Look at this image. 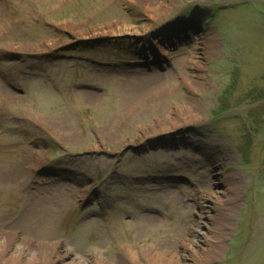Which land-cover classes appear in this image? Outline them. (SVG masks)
<instances>
[{"label":"rangeland","instance_id":"rangeland-1","mask_svg":"<svg viewBox=\"0 0 264 264\" xmlns=\"http://www.w3.org/2000/svg\"><path fill=\"white\" fill-rule=\"evenodd\" d=\"M142 30L168 53L143 50ZM0 72V226L20 225L23 203L55 207L30 250L264 264V0H0ZM29 149L44 161L25 173Z\"/></svg>","mask_w":264,"mask_h":264},{"label":"bare ground","instance_id":"bare-ground-1","mask_svg":"<svg viewBox=\"0 0 264 264\" xmlns=\"http://www.w3.org/2000/svg\"><path fill=\"white\" fill-rule=\"evenodd\" d=\"M144 4H145L146 9H149V10L155 9V6L152 5V3H144ZM165 10H166V8L162 7L160 9L161 12L160 13L157 12V14L162 16V14H164ZM115 24L117 25V24H121V23L118 21L110 22V23L103 26L105 28V30H102V31L103 32L112 31L113 27L116 26ZM119 26L123 27L120 29H126L124 25H119ZM104 28L100 27V29H104ZM133 28H134L133 26H127V29L130 31ZM141 33H142L141 35H143L142 38L145 42V45L143 46V50L148 48L149 45H147V43H148V41H151V42L157 43L156 48H158V50L160 51L161 54H165L167 52V50L165 49L166 42L162 38V35H159L157 33H153V34L145 33L144 30H142ZM131 34H132V32H131ZM176 37L175 36L172 37L173 42H176V39H175ZM158 41H162L163 45L159 44ZM203 44L206 45L208 43H207V41L204 40ZM204 54L205 53H203V55ZM145 56L147 57V54ZM150 56H151V54H149V57ZM137 80H139V79L129 80V81L125 82L123 87H126V86L130 87L131 86V88L135 89L136 85H138V83L136 82ZM148 91L154 92V94H157V92L161 91V94H163V92L165 91V87H163L162 85L157 86L155 88L150 87V88H148ZM137 94L139 95L141 100L145 99V96L142 97L141 93L140 94L137 93ZM146 97H148V96H146ZM187 110H189V109L187 108ZM185 116L191 118L188 111H187V113L185 112ZM25 154H26L25 156L20 157L25 162L24 165H27L26 170H24V171H25V173L28 171L33 172L35 170L34 166H36V165L31 167L32 165L29 164V160H31V162H32V158L36 159L35 156L38 154V151H35L34 149H29ZM34 154H36V155L34 156ZM17 156H20V154L18 153ZM37 156L39 158V162L44 161V159H42V157H41L42 156L41 154H39ZM1 166H2V168H5V169L7 168V164L1 165ZM0 181H2L1 178H0ZM11 182H14L18 185H20V184L24 185L25 179H23V177L17 178L14 181L12 180ZM2 183H4V182H2ZM21 201H24V200L22 199ZM11 202L15 203L16 200L15 199H9L7 201V204L5 205L6 209L4 211H6L7 209H11L9 214L14 215V213H18L19 211L16 212L15 210H12L13 205L10 204ZM46 202L48 203V205H47V203H45L44 199L42 200V203L40 200H37L34 202H28L27 205H25V203H23V206L20 209L21 211L19 213H22V211H25V213L21 219L22 223L20 222V225L23 227L22 229L25 230L24 232L26 233V236H24V237L21 236L20 239L15 240V238H17V234H16L14 228L18 227L20 225H13L12 228H11V226L7 227V223H8V221H7L4 224V227L0 226V264H53L54 261H52L50 256H40V255L36 254V252L34 250H33L34 252L32 250H30L32 247V244H35V246H37V245L41 244V243H39V241L45 240V238H43V237H45L47 235V233L49 232V226L52 225V223L55 219V217H52V213L55 210L54 205H52V203L49 202L48 200H46ZM42 204H44V205H42ZM1 205H2V202H0V207H1ZM4 215H5V213L0 211V222L1 223L3 221L5 222ZM218 221L213 216L211 222H205L207 230L204 232L201 231V235L204 234V236H205V238H204L205 241H206V238H213L212 237L213 231H214L213 225L214 224L218 225V223H217ZM140 223L137 222L136 225H138V227H140V225H141ZM210 227H211V230H210ZM2 231L4 233H2ZM198 231H200V230H198ZM8 238H10V239L8 240ZM41 238H43V239H41ZM163 242L167 243L168 240L164 239ZM50 245H51L52 250L54 251V248H56L58 246V242H55V241L51 242ZM157 246L161 247V245H157ZM152 247H153V253L155 255H157V254L163 255L161 253L160 249H158L156 246H154V244L152 245ZM215 248L219 249L220 247L216 246ZM70 251L71 250H68V249L65 250L64 249L63 252L58 254L59 259H61V260L63 259L66 262H68L69 264H74V263L75 264H77V263L83 264L82 262H80L81 261L80 256H76V255H70L69 256L68 254L70 253ZM127 252H128V254L125 256V259H122L121 264H134V263L139 264V262H141L140 257L137 255V253L136 254L133 253L130 250V247H128ZM206 254H208L207 251H206ZM67 256H69V257H67ZM173 260L178 261V257H177V260H176V258H174ZM171 263H172L171 258L168 257L165 264H171Z\"/></svg>","mask_w":264,"mask_h":264}]
</instances>
